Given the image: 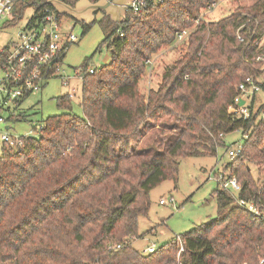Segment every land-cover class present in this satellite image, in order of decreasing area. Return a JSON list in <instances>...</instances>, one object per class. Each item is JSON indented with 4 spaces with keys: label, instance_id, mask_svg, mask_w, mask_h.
Returning <instances> with one entry per match:
<instances>
[{
    "label": "trees",
    "instance_id": "1",
    "mask_svg": "<svg viewBox=\"0 0 264 264\" xmlns=\"http://www.w3.org/2000/svg\"><path fill=\"white\" fill-rule=\"evenodd\" d=\"M46 1L26 0L38 9L50 6ZM213 1L166 0L128 25L103 19L101 46L111 50L112 62L84 75V118L73 113V99L58 97L64 113L43 121L42 132L19 148L3 146L0 264H257L264 257V221L219 186L213 191L217 216L179 235L180 258L177 236L148 254L126 244L144 237L138 230L149 194L176 180L180 159L227 151L232 144L223 137L237 130L249 136L223 167L243 186L241 197L264 210V104L249 120L228 111L239 84L264 74L257 61L264 55V0L247 6L241 3L250 0H234L241 6L233 13L196 23ZM93 23H83L85 33ZM183 29L193 32L162 83L142 94L147 61L163 45H174ZM116 244L122 248L109 249Z\"/></svg>",
    "mask_w": 264,
    "mask_h": 264
},
{
    "label": "rangeland",
    "instance_id": "2",
    "mask_svg": "<svg viewBox=\"0 0 264 264\" xmlns=\"http://www.w3.org/2000/svg\"><path fill=\"white\" fill-rule=\"evenodd\" d=\"M254 2L253 0L245 1L241 5L247 6ZM241 5L238 2H224L208 18L219 20L233 13ZM36 9L37 7L34 5L28 6V9L21 14L19 19L7 25H5V21L9 17L6 16L7 19L3 18L0 24V49L9 42L16 40L17 32L26 26ZM105 17L112 21L110 16L104 15L103 12H97L95 14L96 22L86 33L83 22H76L74 33L78 36V41L71 45L64 58L65 75L74 77L75 70L84 68V65L96 69L107 66L112 62L111 50L107 46H101L105 37L106 23L102 22ZM64 18L70 24L75 21L66 15H64ZM179 51V48L170 49V46L163 45L153 53L152 59H150L153 60V64L148 66L146 74L142 75L139 82V90L142 94L148 95L150 90L158 89L163 81L165 68L173 64L179 56ZM256 81L261 89L254 99L253 109L255 113L264 104V74L258 75ZM71 87L77 89V94L73 98V113L80 118H84V111L80 105L83 91L82 79L76 77L69 86H66L61 78L55 77L44 83L41 92L34 93L26 98L16 109V112L21 114L23 119L12 121V134L28 136L33 129L32 122L39 124L38 127H40L47 118L64 113L66 110L58 107L56 101L58 97L66 96ZM4 113L7 114V112ZM260 114L259 118L262 117ZM165 119L172 122L169 117ZM150 137L151 134L146 139ZM223 138L226 146L233 144L234 148L244 143L242 132L238 130L225 135ZM141 144L144 147L148 144V141L145 140ZM2 150L3 145L0 143V156ZM229 160L228 151L223 148H219L217 156L206 154L181 158L176 180L167 179L150 192L151 205L149 213L147 217L140 220L138 230V232L145 233V235L134 242V247L140 250L149 241V244L154 242L156 247H159L176 235H182L202 224L211 222L217 216L218 211V202L213 195V191L218 185L212 177L210 178V175L213 172L222 170V165L228 163ZM250 175L253 179H258V171L255 166H251ZM171 196L174 197L173 205L160 204L161 198H170Z\"/></svg>",
    "mask_w": 264,
    "mask_h": 264
},
{
    "label": "built area",
    "instance_id": "3",
    "mask_svg": "<svg viewBox=\"0 0 264 264\" xmlns=\"http://www.w3.org/2000/svg\"><path fill=\"white\" fill-rule=\"evenodd\" d=\"M78 1V0H77ZM99 1V0H95ZM94 1V2H95ZM109 1V0H106ZM166 0H129L127 3V19L121 25H128V21L135 18L147 16L151 9ZM234 0H214L209 5L202 9L201 17L196 19V23L200 20L208 19L211 14L222 4L233 2ZM26 0H0V24L3 18L8 16L6 24L13 23L19 13H23L28 9ZM33 5V4H32ZM48 5V4H47ZM21 16V15H20ZM67 16V15H66ZM76 21L70 24L66 21L63 14H60L51 5L36 9L32 17L28 20L26 26L17 32L16 40L9 42L0 49V143L3 146L10 148H19L23 145L24 138L38 136L45 127L42 123H31L32 130L28 136H18L12 134V121H19L23 116L16 112L20 104L34 93L41 92L44 83L49 79L59 77L66 86H69L71 81L78 77L83 80L85 74H93L95 69L78 68L75 70V76L65 75L64 58L71 45L78 41V36L74 33ZM193 29H183L176 31L175 44L170 49H176L187 41ZM119 33L123 35V28L119 29ZM240 41H244L241 34L238 35ZM264 42V38L260 45ZM153 60H148L147 64H153ZM257 61L263 63L264 70V55L257 58ZM260 85L252 76L247 77L238 86V94L233 102L228 106V111L232 116L240 119L249 120L255 116L253 103L257 92L260 91ZM77 94V89L71 87L66 96L73 99ZM242 101L244 103L242 104ZM4 112H7L5 114ZM264 119V112L261 113ZM259 118V119H260ZM37 128H39L37 130ZM36 133V134H35ZM248 134H242V138L247 139ZM243 149V144L231 146L228 154L230 161L238 157ZM220 162V160H219ZM218 162V163H219ZM228 162V163H229ZM213 178L217 185L227 191L233 200L241 207L248 210L256 218L264 221L263 206L255 201L241 197L240 193L243 186L238 179L231 175L230 170H225L222 165V170L213 172L210 178ZM160 204L173 205L174 197L161 198ZM179 243V258L184 251V244L179 235H176ZM139 239L127 241L126 244H133ZM150 242V241H149ZM141 247L140 251L143 254L153 252L156 247L154 242ZM122 244H116L109 249L119 250ZM181 264V263H179ZM257 264H264V257L260 258Z\"/></svg>",
    "mask_w": 264,
    "mask_h": 264
},
{
    "label": "water",
    "instance_id": "4",
    "mask_svg": "<svg viewBox=\"0 0 264 264\" xmlns=\"http://www.w3.org/2000/svg\"><path fill=\"white\" fill-rule=\"evenodd\" d=\"M129 0H78L71 5L63 0H47L46 4L51 5L58 13L67 15L76 22L85 24L93 23L97 12H103L110 16L112 21L120 24L126 21L127 3ZM244 101H242V104Z\"/></svg>",
    "mask_w": 264,
    "mask_h": 264
},
{
    "label": "flooded vegetation",
    "instance_id": "5",
    "mask_svg": "<svg viewBox=\"0 0 264 264\" xmlns=\"http://www.w3.org/2000/svg\"><path fill=\"white\" fill-rule=\"evenodd\" d=\"M105 15V13H103Z\"/></svg>",
    "mask_w": 264,
    "mask_h": 264
}]
</instances>
